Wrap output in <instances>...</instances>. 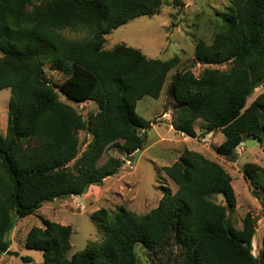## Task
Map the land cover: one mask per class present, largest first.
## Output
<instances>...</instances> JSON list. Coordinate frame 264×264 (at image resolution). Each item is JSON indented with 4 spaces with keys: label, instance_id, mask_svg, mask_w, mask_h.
I'll return each mask as SVG.
<instances>
[{
    "label": "trees",
    "instance_id": "trees-1",
    "mask_svg": "<svg viewBox=\"0 0 264 264\" xmlns=\"http://www.w3.org/2000/svg\"><path fill=\"white\" fill-rule=\"evenodd\" d=\"M162 4L0 0V90L11 92L0 133V253L8 249L15 220L116 175L124 163L120 158L99 164L108 150L126 156L143 149L145 131L157 122L137 115L136 104L159 98L180 58L154 60L124 44L107 50L104 43L129 21L157 15ZM172 5L184 6L180 0ZM220 15L223 23L211 43H195L192 67L203 70L198 76L190 69L176 74L168 86L176 104L170 126L195 139L194 125L204 123L206 134L223 136L216 155L234 161L244 136L264 151V91L246 106L264 84V0H231ZM65 31L85 36L70 39ZM45 65L63 76L60 84H51ZM61 95L76 104L92 102L97 111L85 119ZM80 132L89 140H80ZM176 154L170 166L160 168L174 190L161 187L155 208L143 215L124 207L93 212L101 237L70 258L71 227L42 220L24 239V247L42 252V262L21 257L22 263L137 264L135 249L141 245L148 254H163L165 264H264V235L257 256L252 254L257 219L246 213L241 229L229 221L237 210L229 173L201 153L184 148ZM242 173L253 198L264 204V167L245 163Z\"/></svg>",
    "mask_w": 264,
    "mask_h": 264
},
{
    "label": "rangeland",
    "instance_id": "rangeland-1",
    "mask_svg": "<svg viewBox=\"0 0 264 264\" xmlns=\"http://www.w3.org/2000/svg\"><path fill=\"white\" fill-rule=\"evenodd\" d=\"M180 1L184 6L174 7L172 0H163L157 15L129 21L118 29L112 30L105 37L104 48L107 50L117 44H124L140 50L150 59L167 61L173 57L180 58V64L168 73L159 98L143 97L136 104L137 115L147 121L157 122L145 131L143 149L128 156L116 150H108L107 154H103L99 164H103L110 156L120 158L124 163L116 175L106 178L100 184L90 185L80 196L72 195L53 199L44 203L34 214L15 220L7 239L8 249L0 253V264H24L21 257L31 258L35 263L42 262V252L24 247L26 233L34 226L40 227L42 220L71 227V248L67 253V257L70 258L83 250L88 242L100 239V229L90 218L93 212L104 208L110 213H116L120 207H124L137 215L146 214L157 206L162 196L161 187L167 186L174 190V186L164 179L160 168L170 166L176 159V153L184 148L218 162L229 173L237 202V210L229 216V221L236 229H241V220L246 213H250L257 219L256 234L252 244V254L257 256L264 235V204L260 199L253 198L252 188L244 179L242 168L245 163H256L264 167V151L259 142L252 137L244 136L236 160L229 161L213 151L214 147L222 141L223 136L219 133L206 134L204 123L197 122L194 125L197 133L195 139L175 132L170 126L174 119L172 111L176 104L168 92V86L176 74L190 69L195 76H198L203 70L204 67L201 65L192 67L195 43L201 39L207 44L211 43L214 32L223 23V17L220 14L229 6L231 0ZM64 35L70 39H82L85 36L83 32L70 31H65ZM44 71L51 84L62 82L63 76L52 71L49 65H45ZM262 91H264V84L250 95L246 106ZM10 95L9 89L0 90V133L2 134L5 132L3 128L6 127ZM61 100L75 107L85 119L93 117L97 111L92 102L76 104L66 100L62 95ZM79 137L82 141L89 140V136L82 132ZM84 147L83 144L80 153ZM135 251L138 258L137 264H165L166 262L163 254L160 253L157 256L148 254L141 245H137Z\"/></svg>",
    "mask_w": 264,
    "mask_h": 264
},
{
    "label": "water",
    "instance_id": "water-1",
    "mask_svg": "<svg viewBox=\"0 0 264 264\" xmlns=\"http://www.w3.org/2000/svg\"><path fill=\"white\" fill-rule=\"evenodd\" d=\"M126 156H128V155H126ZM218 156H220L221 158H224L225 160H229V159H227V158H225V156H223V155H218ZM101 182H96L95 184H100ZM87 187L86 188H84V190H83V193H85L86 191H87Z\"/></svg>",
    "mask_w": 264,
    "mask_h": 264
},
{
    "label": "crops",
    "instance_id": "crops-1",
    "mask_svg": "<svg viewBox=\"0 0 264 264\" xmlns=\"http://www.w3.org/2000/svg\"><path fill=\"white\" fill-rule=\"evenodd\" d=\"M5 128H6V127H4V128H3V129H4V131H5Z\"/></svg>",
    "mask_w": 264,
    "mask_h": 264
}]
</instances>
